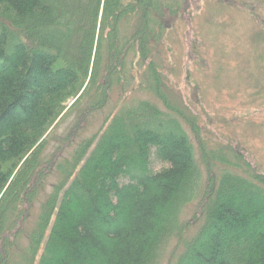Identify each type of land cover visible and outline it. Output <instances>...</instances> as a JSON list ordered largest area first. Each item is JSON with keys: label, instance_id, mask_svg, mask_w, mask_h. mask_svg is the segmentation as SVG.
<instances>
[{"label": "trees", "instance_id": "obj_1", "mask_svg": "<svg viewBox=\"0 0 264 264\" xmlns=\"http://www.w3.org/2000/svg\"><path fill=\"white\" fill-rule=\"evenodd\" d=\"M189 6L0 0V264H160L169 245V264H264V170L207 143L171 87L166 43ZM133 80L148 97H128ZM113 87L116 112L82 137ZM73 110L86 123L59 139Z\"/></svg>", "mask_w": 264, "mask_h": 264}, {"label": "rangeland", "instance_id": "obj_2", "mask_svg": "<svg viewBox=\"0 0 264 264\" xmlns=\"http://www.w3.org/2000/svg\"><path fill=\"white\" fill-rule=\"evenodd\" d=\"M256 16L264 18V6L256 0H190L186 15L179 18L166 44L174 49V66L168 72L171 87L189 104L202 129L201 136L213 146L223 143L232 147L224 145L229 150L239 148L264 170V95L256 94L257 84H264V43L257 50ZM191 47H195L192 53ZM135 85L133 80L126 88L128 97H148L146 91L133 90ZM122 93L118 87L112 88L106 106L86 118L88 128L87 132L86 128L83 130L82 137L95 132L107 115L116 112ZM73 103L70 100L68 106ZM78 115L80 111L73 110L61 123L57 130L59 139L67 135L73 138L72 126L86 123H81V118L75 123ZM187 129L206 177L198 141ZM193 209L189 208L186 216L190 217ZM169 246L160 264L170 263L174 252Z\"/></svg>", "mask_w": 264, "mask_h": 264}]
</instances>
